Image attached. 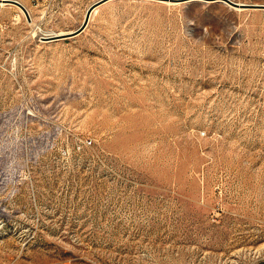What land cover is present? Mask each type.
Listing matches in <instances>:
<instances>
[{
	"label": "rangeland",
	"instance_id": "obj_1",
	"mask_svg": "<svg viewBox=\"0 0 264 264\" xmlns=\"http://www.w3.org/2000/svg\"><path fill=\"white\" fill-rule=\"evenodd\" d=\"M96 1L0 4V264H264V8Z\"/></svg>",
	"mask_w": 264,
	"mask_h": 264
},
{
	"label": "water",
	"instance_id": "obj_2",
	"mask_svg": "<svg viewBox=\"0 0 264 264\" xmlns=\"http://www.w3.org/2000/svg\"><path fill=\"white\" fill-rule=\"evenodd\" d=\"M108 0H97L96 2H94L87 10L86 12V16L85 19L83 21V23L75 30L70 31L69 33H65L63 35H58V36H52V37H45L47 39H57V38H67V37H71V36H75L78 33L82 32L89 24L90 21V15L92 10L98 6L101 5L102 3L106 2ZM173 2H184V1H192V0H170ZM211 1H221V2H225L229 5H231L234 8H264V4L263 3H247V2H239V1H235V0H211ZM17 3V2H16ZM24 10L26 13L27 9L24 7V5H22L21 3H18Z\"/></svg>",
	"mask_w": 264,
	"mask_h": 264
},
{
	"label": "bare ground",
	"instance_id": "obj_3",
	"mask_svg": "<svg viewBox=\"0 0 264 264\" xmlns=\"http://www.w3.org/2000/svg\"><path fill=\"white\" fill-rule=\"evenodd\" d=\"M163 1H166V2H168V3H175V2H173V1H170V0H163ZM239 2H242V1H239ZM0 4L1 5H5V4H14L13 2H6L5 0H0ZM14 5H16L17 7H19V9H20V11H23L22 9H21V7L18 5V4H14ZM29 10H30V15H32L31 14V8L29 7ZM99 10V6H97V7H95L93 10H92V12H91V15H90V18L92 19L93 18V16L96 14V12ZM24 12V11H23ZM33 16V15H32ZM31 19L33 20L34 19V17H31ZM70 31H68V32H66V31H57V32H51V33H49L48 34V36H46V37H52V36H58V35H63V34H65V33H69Z\"/></svg>",
	"mask_w": 264,
	"mask_h": 264
},
{
	"label": "built area",
	"instance_id": "obj_4",
	"mask_svg": "<svg viewBox=\"0 0 264 264\" xmlns=\"http://www.w3.org/2000/svg\"><path fill=\"white\" fill-rule=\"evenodd\" d=\"M5 1H11L15 4L21 3L22 5H24V7L27 9L28 14L30 15V10H29V6L28 4H38V3H48L51 2L53 0H5ZM17 2V3H16ZM19 5V4H18ZM20 6V5H19ZM21 7V6H20ZM21 9L25 12V10L21 7ZM26 13V12H25ZM93 140L92 139H87L85 141L86 145L92 144Z\"/></svg>",
	"mask_w": 264,
	"mask_h": 264
},
{
	"label": "crops",
	"instance_id": "obj_5",
	"mask_svg": "<svg viewBox=\"0 0 264 264\" xmlns=\"http://www.w3.org/2000/svg\"><path fill=\"white\" fill-rule=\"evenodd\" d=\"M109 1V0H108ZM45 3V2H44Z\"/></svg>",
	"mask_w": 264,
	"mask_h": 264
}]
</instances>
